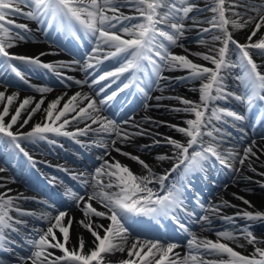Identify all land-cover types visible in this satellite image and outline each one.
<instances>
[{
	"label": "snow or ice",
	"instance_id": "1",
	"mask_svg": "<svg viewBox=\"0 0 264 264\" xmlns=\"http://www.w3.org/2000/svg\"><path fill=\"white\" fill-rule=\"evenodd\" d=\"M123 8H128L134 14L126 15L121 11ZM193 11H211L213 15L210 19L200 20L189 15ZM19 17L36 22L37 31L46 36L54 30L57 33H66L82 46L84 42L91 45L82 57L81 70L86 73V77L83 80H74V83L86 84L89 88L98 87V90L93 94L78 91L71 96L64 93L47 102L46 107L42 108L46 99L44 94L52 92L53 88L31 84L29 75L35 70L44 69L61 83L73 81V77L66 76L61 69L81 65V60L44 62L42 57L54 53L42 51L35 55H24L10 51L21 43L37 41L27 23L16 21ZM189 19L192 24L186 25L185 21ZM204 23L209 26L199 27ZM194 27L199 28L196 43L204 45L208 50L185 51L188 55L210 62L214 67L195 63L188 55L175 54L170 50L173 47L184 48L180 41L185 38V32ZM243 29H247L249 34L246 41L241 43L234 38L233 33ZM206 34H211L210 39L203 38ZM216 42H219L220 46L217 47ZM233 54L236 56L235 60L231 59ZM254 56L261 58L262 63H257ZM105 61H115L119 66L103 71L89 83V70L98 69ZM234 68H239L241 74L234 77L238 82L237 92H229L223 73ZM262 69L264 2L211 0L210 6L201 9L196 0H0V88L3 89L0 90V138H7V142L29 160L32 157L22 147L21 141L48 140V134L69 137L76 143H81L78 137L93 133L96 139L90 140L89 143L104 149L103 155L98 157L102 163L94 171L73 175V179L83 186L84 194L71 189L66 193L83 218L76 220L67 207L60 210L54 205L51 206L53 211L39 216V219L45 222L46 228H35L31 231L27 238L30 245L29 254L20 257L19 264H111L107 257L116 253H126V258L120 259L118 264H264V238H258L251 230V222H264V212L238 209L232 215H223V208L237 206L221 199L219 203L209 204L207 207L198 204L205 213L198 216L195 211L187 210L184 196L189 187L184 182L187 175L197 170L202 171L204 162L213 158L231 173H241L246 163L249 170L256 171L252 158L255 157L259 161L260 156L257 153L264 155V147L253 139L243 147L242 154L234 148L221 150L225 135L214 123L216 121L227 124L230 118L232 126L235 127L238 122L246 119V115L219 107L212 108L209 113V105L216 100L229 98L245 104L247 110H251L258 103L264 105ZM168 70H187L186 76L176 79L201 81L198 89H192L199 92V101L162 96L155 99H177L184 106L171 108L169 111L191 114L194 118L184 121L187 127L167 124L150 117H144V122H150L155 127L173 128L188 138L186 143L143 128L142 122H137L134 116L118 123L102 114L109 102L119 93L133 87L147 100L146 89L150 90L152 85L159 88L161 79H170L162 75ZM125 74H129L130 78ZM9 76H14L21 84L40 93L41 98L38 101L33 96L20 99L19 91L9 93L8 89L12 86ZM121 77L127 82L122 81V86L118 85L116 91L107 94L106 89ZM101 82L105 83L101 85ZM101 93H104L103 98L97 100L96 97H100ZM62 101L64 102L61 106ZM151 106L144 104L145 108ZM41 111L42 121L36 122L29 131H19ZM82 122L84 127H79ZM69 125L76 127L69 131ZM124 125L129 127L125 128ZM14 127L17 130L14 131ZM153 135L163 136V143L171 145L173 149L171 156L161 154L155 157L157 161H175L162 175L156 174L140 156L116 147L117 142L130 143L135 136ZM205 136L209 137L208 141H204ZM227 136L230 137L231 133H227ZM243 139L242 136L241 140ZM260 139L264 141V136ZM48 142L54 144L55 140ZM160 143L161 140L154 139L152 144L141 145L140 148L143 151ZM112 151L137 162L146 170V174H135L126 164L112 157ZM237 163L239 167L236 166ZM182 166L184 175L161 195L160 190L165 188V181ZM4 171L0 168V173ZM258 174L264 176V172ZM238 179L251 180V177L240 175ZM7 183L8 181L4 180L0 183V188L5 187ZM154 183L160 186V190L150 187ZM260 183L261 187H264V182ZM89 188L91 191H88ZM11 192V188L0 192V239L5 243L6 232L18 231L17 225L27 227V222L13 217L12 212L18 213L19 216L36 215L22 209L17 203L26 199L25 197L19 194L10 195ZM233 196L249 208L254 207L243 196L236 193H233ZM93 201L104 210H98ZM180 213L199 225L202 231L213 230L217 238H198L195 232L189 231V227L181 222ZM137 217H149L158 224L161 218L170 217L180 231L187 232L191 237L187 240L188 251L181 257L174 251L180 247L176 242L131 237L132 224L129 222H135ZM217 218L230 224L231 228L213 229V219ZM98 219L107 220V225L97 222ZM237 219L246 223L243 226L237 225ZM74 224L91 234L93 240L90 245L86 244L83 235H78L77 243L72 244L71 230ZM241 239L245 243H240ZM248 245L253 248L248 255L236 250ZM50 249L59 250L62 255H56ZM210 256L221 258H206Z\"/></svg>",
	"mask_w": 264,
	"mask_h": 264
},
{
	"label": "bare ground",
	"instance_id": "2",
	"mask_svg": "<svg viewBox=\"0 0 264 264\" xmlns=\"http://www.w3.org/2000/svg\"><path fill=\"white\" fill-rule=\"evenodd\" d=\"M256 3H261L264 2V0H255ZM196 3L199 5V7L201 9H204L206 6H210V0H196ZM121 11H123L126 15L132 14V11H129L128 8H123L121 9ZM254 15V13H252ZM190 16H196L198 17L200 20H206V19H210L213 15V13L211 11H193L192 13L189 14ZM198 15V16H197ZM26 21L31 24V25H36L34 21H29L26 19ZM186 25H191L192 21L186 20L185 21ZM209 25L204 23L201 24L199 27H204L207 28ZM231 30V28H230ZM199 31L198 27H194L191 28V30H188L185 32L184 37L182 40L184 41L182 44H184V48L181 47H176L174 49L175 54H179V55H188V52H207V47H205L204 45H200L198 43H196L197 39L199 37H196L195 39H191V37L193 35H197ZM42 34V32H39ZM248 30L247 29H243V30H239L233 33V36L235 39H237L239 42L244 43L246 41V37L248 35ZM198 36V35H197ZM211 34H206L204 35V39H210ZM255 39V38H254ZM48 43H42L39 41L36 42H29V43H21L19 44L18 47H14L11 49L12 52H18V51H22V53H24L25 55H35L37 53H39L41 50H44L45 52H51L54 54L51 55H46L44 56L47 60H50L51 62H55V61H64V60H60V56L58 55V51L55 50L54 48L51 49L48 47ZM217 47L220 46L219 42H216ZM185 49L188 50V52L185 51ZM188 58L193 60L195 63L207 66V67H214L213 65L210 64V62L207 61H203V59L193 56V55H188ZM254 59L257 61V63H262L261 58L254 56ZM83 63H81V65H79V67H75L76 69H79V76L81 77V79H84L85 76V72L81 70ZM103 67H101L100 71H102ZM264 70V69H262ZM187 70H182V71H165L162 75L164 77H169L170 79H161L160 80V87L158 88L157 86H153L151 91H152V97H151V101L152 103L154 101H157L155 98L157 96H162V97H183L185 99L188 100H192V101H199V92L192 90V89H198L201 81L196 80V81H190L189 83H179L177 85H171L172 82L178 78L179 76H181L183 73H185ZM90 83V80H89ZM102 85V83H101ZM43 86H50L53 88V91L47 94H44L46 99H45V104L42 106L46 107L47 102L51 101L52 99H55L57 96H61L62 94L66 93L67 96H71L73 94H75L76 92H84V93H89V94H93L94 90L93 88H89L88 85H79L77 87H69V88H62L59 87L55 84H52L51 82L48 85H43ZM0 90H3L2 88H0ZM9 93L12 92L10 91V88L8 89ZM235 92H237V88H235V90H233ZM20 94V99H23L26 94L24 92L19 93ZM35 100H39L41 98V94L39 93V95L37 97H34ZM67 97H65L66 99ZM63 102H61V106L63 105ZM159 107H155L154 104L153 107L147 108L148 111L150 112H143L142 114H147L149 116L152 117V119L157 120V121H165L167 122V124H175L178 125L180 127H187V125L184 123V121L186 119H192L194 118L191 114H187V113H183V112H174V111H169V109L171 108H181L184 105L177 99H161L159 101L156 102ZM129 116H134L135 120L137 122H141L142 118H140L137 114L134 115H125L124 117H121L120 119L123 120H127ZM43 119V112H38L33 119L29 122L28 125H26L24 128L19 129V131H29L31 129V127L36 123V122H40ZM122 121V120H121ZM90 123V121H89ZM81 125H84V123H80ZM224 127L227 130L232 131V129L228 128V123L227 124H223ZM70 126V125H69ZM96 125H93V127H95ZM125 128H128V125H124ZM143 128L150 130L153 133H160L163 134L164 136H169L172 137L173 139L176 140H186L187 141V137L184 136L182 133L177 132L175 129L167 127V126H159V127H155L153 126L150 122H146L145 125H143ZM13 130H17L15 127ZM130 131H133V129H129ZM153 130V131H152ZM225 135V139L232 141V134L231 136H227V133L224 134ZM237 137L240 136L239 140H241V137L244 135L241 134H237ZM245 138V137H244ZM261 138V137H260ZM259 138V140H256L258 145H260L261 147H264V141H261V139ZM158 140V139H163V136L161 135H153V136H135L132 138L130 143H125V144H121L119 142H117V146H126L132 149H137L139 150L138 146L140 147L142 144H144L146 141H153V140ZM224 139V144L227 145V142ZM250 143V139L247 141V144ZM246 144V145H247ZM245 146V145H244ZM243 146V147H244ZM229 148H234L235 150L239 151L242 154V148H237L236 144L234 142H232V145L229 144L228 145ZM255 150V149H254ZM159 153L161 154H167L169 156L173 155V149L171 145L168 144H164V146H156L154 148V151L152 152H144L143 154L147 157H150V159H152L153 155ZM260 156L259 161L256 160L255 157L252 158V165L253 167L256 169L255 172L249 170L247 163L245 164V166L241 169V173L239 174H235L234 177L229 179V181L225 184H221L220 186L217 185L216 187L221 188L222 189L219 190V192H217L216 188L213 192H207V191H203L202 192V197L203 200L205 202L209 204H215V203H219L221 199L227 200L229 201L231 204L236 205L237 207H225L222 209V213L223 215H232L234 214L238 209H246L248 211H262L264 212V189L261 187V183L260 182H264V176L259 175L258 173L264 172V155H261L259 152L257 153ZM111 156L115 157L116 160H119L121 163L126 164L127 166H131V164H133L134 162L129 161V160H124L122 158H120L119 156H117L115 154V151L111 152ZM3 159V154L0 153V168H3L5 171L0 173V177H2V174H7L6 172V167L4 168L3 165H1V161ZM173 161L174 160H165V161H158L161 165L163 166L164 164ZM237 167H239V164L237 163L236 165ZM243 175L245 177H251V180H247V179H238V176ZM14 179V177H9L7 179L8 183L5 185V187L0 188V192L5 191L6 188H11L12 192L11 193H16L17 194H24L25 193V189H24V185L23 184H19L18 181H16V179H14V182H12ZM215 182L217 183L218 180H215ZM242 183V184H241ZM227 186V187H224ZM250 189V191H248ZM214 198V195L216 194ZM228 192H231L228 194ZM232 193H236L239 196H243L245 199H247L248 201L251 202V204L254 206L252 208H249L248 205L244 204L241 200L236 199ZM40 210H42L43 212H46L47 208H40ZM205 214V213H204ZM220 222H224L222 220L217 219H213V225L212 228L213 229H219L217 227H214L215 225L220 224ZM75 228V224L73 229ZM73 229L71 230V233L73 232ZM223 230V229H220ZM251 230L254 232L255 236H258L259 238H264V230L262 231H257L256 229H252ZM192 232H195L197 237L200 239H204L207 238L209 239L212 238L211 236H216L215 232L211 229H205V230H201L199 225L193 224L191 226V230ZM91 235V234H89ZM207 236V237H205ZM143 238V237H141ZM148 239V238H147ZM93 240V238H88L86 239V244L90 245L91 241ZM240 243H245V241L243 239L240 240ZM233 247H235V245L233 244ZM237 249H242L244 250L246 253H251L253 251L252 246L248 245L246 248H237ZM248 250H252V251H248ZM175 252H178L180 254V256L182 257L187 251V246H180L177 249L174 250ZM123 259L126 258V253H116L115 255H112L109 257V259ZM226 259V258H225ZM14 264H19V262H15ZM30 264V262H29Z\"/></svg>",
	"mask_w": 264,
	"mask_h": 264
},
{
	"label": "rangeland",
	"instance_id": "3",
	"mask_svg": "<svg viewBox=\"0 0 264 264\" xmlns=\"http://www.w3.org/2000/svg\"><path fill=\"white\" fill-rule=\"evenodd\" d=\"M144 174V173H143Z\"/></svg>",
	"mask_w": 264,
	"mask_h": 264
}]
</instances>
